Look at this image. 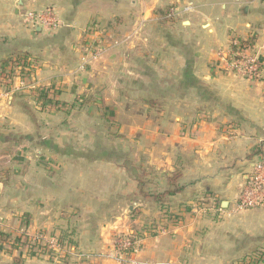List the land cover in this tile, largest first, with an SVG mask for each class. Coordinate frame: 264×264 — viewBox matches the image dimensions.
I'll return each instance as SVG.
<instances>
[{"label": "crops", "instance_id": "obj_1", "mask_svg": "<svg viewBox=\"0 0 264 264\" xmlns=\"http://www.w3.org/2000/svg\"><path fill=\"white\" fill-rule=\"evenodd\" d=\"M46 7L60 27L24 22ZM250 37L257 79L228 67ZM258 162L264 0H0V264H121L127 230L150 263L264 264Z\"/></svg>", "mask_w": 264, "mask_h": 264}, {"label": "built area", "instance_id": "obj_2", "mask_svg": "<svg viewBox=\"0 0 264 264\" xmlns=\"http://www.w3.org/2000/svg\"><path fill=\"white\" fill-rule=\"evenodd\" d=\"M191 10L190 6L186 7V11ZM24 22L30 27H36L38 25L46 27L48 29H56L61 26V20L59 19L57 12L53 7H46L43 9H29L24 13ZM100 53L99 49H96L94 56L97 57ZM228 67L239 75H243L249 79H257L262 75V62L258 52L251 51L250 48L243 47L241 39L234 38L232 40V52L231 57L228 59ZM19 70L24 68L23 66H17ZM10 80V75L6 77ZM51 90L45 89V93H50ZM255 207H264V163L258 162L253 172L250 174L248 181L241 188L237 196V208L239 210L249 209ZM130 235V236H128ZM135 235L134 231L127 230L117 231L113 234V246L114 248L107 252L100 254L101 257H110L120 262L121 264H155L147 261H142L136 257L138 252V246L132 251L129 248L133 247L131 236ZM44 241L50 243L52 247L59 248L58 241L53 239L49 240L44 235H39L37 241ZM71 255L79 256L81 258H88L90 254H83L75 249L66 251Z\"/></svg>", "mask_w": 264, "mask_h": 264}, {"label": "trees", "instance_id": "obj_3", "mask_svg": "<svg viewBox=\"0 0 264 264\" xmlns=\"http://www.w3.org/2000/svg\"><path fill=\"white\" fill-rule=\"evenodd\" d=\"M28 61V57H26V56H19V57H16L15 59H12V62H13V64H20V65H22V63H20V62H23V64H25V62H27ZM9 74L11 75V71H9V72H5V76L6 77H8L9 76ZM45 98V97H44ZM52 100V99H51ZM55 104V103H54ZM128 236H130V235H128ZM131 241H132V243H133V247H131V248H129V251H132L134 248H136V244H137V246H138V242H139V237H138V235H132L131 236Z\"/></svg>", "mask_w": 264, "mask_h": 264}, {"label": "rangeland", "instance_id": "obj_4", "mask_svg": "<svg viewBox=\"0 0 264 264\" xmlns=\"http://www.w3.org/2000/svg\"><path fill=\"white\" fill-rule=\"evenodd\" d=\"M234 39V38H233ZM243 42V47L250 48L251 51L258 52L259 48L256 46V41L252 40V37L250 38H244L241 40Z\"/></svg>", "mask_w": 264, "mask_h": 264}]
</instances>
